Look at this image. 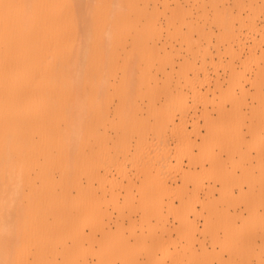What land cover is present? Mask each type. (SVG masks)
<instances>
[{"label": "bare ground", "instance_id": "1", "mask_svg": "<svg viewBox=\"0 0 264 264\" xmlns=\"http://www.w3.org/2000/svg\"><path fill=\"white\" fill-rule=\"evenodd\" d=\"M209 1L211 17L205 0H174V6L169 0H0V264H74L82 223L97 209L93 154H110L102 105L112 94L126 107L135 104L136 94L155 100L162 66L169 78L179 73L180 81L161 91L186 113L181 78L199 95L201 80L211 89L210 65L228 67L232 89L246 93L250 77L243 55L260 47L256 38L247 46L250 33L260 30L257 8L249 4L243 16L242 2L233 14ZM194 6L201 11L196 18ZM161 16L172 46L174 40L191 44L195 31L209 45L217 24L223 30L218 41L229 45L224 47L232 57L224 58L220 43L215 56L197 41V52L184 56L175 71L172 56H162L158 46ZM254 82L264 84V63ZM122 121L130 124L131 117L124 114ZM154 129L158 133V123ZM96 137L102 141L97 151Z\"/></svg>", "mask_w": 264, "mask_h": 264}, {"label": "rangeland", "instance_id": "2", "mask_svg": "<svg viewBox=\"0 0 264 264\" xmlns=\"http://www.w3.org/2000/svg\"><path fill=\"white\" fill-rule=\"evenodd\" d=\"M240 2L243 16L249 15V4L257 8L260 29L247 42L256 38L260 47L253 54L246 48L243 55L250 77L246 93L232 89L228 67L210 65L211 89L201 80L199 95L181 78L187 108L182 113L171 105V94L161 91L168 82L177 85L179 73L169 78L161 66L155 100L136 94L135 104L126 107L112 94L103 101L110 154H93L97 209L82 223L74 264H264V84L254 82L264 63V0H217V5L236 14ZM205 3L211 17L214 9ZM193 13L196 18L201 11L194 6ZM160 24L158 46L162 56H172L175 71L184 56L197 52V41L207 45L195 31L191 44L174 40L172 46L165 16ZM222 35L213 24L214 42L207 48L216 56L220 43L229 60V45L218 41ZM124 114L130 124L122 121ZM94 119L99 121L96 113ZM101 143L94 138L92 148L97 151ZM79 178L87 183L85 174ZM65 241L73 244L68 236Z\"/></svg>", "mask_w": 264, "mask_h": 264}]
</instances>
